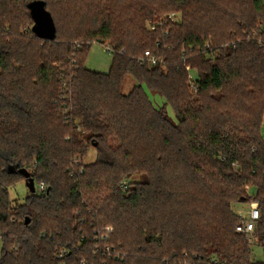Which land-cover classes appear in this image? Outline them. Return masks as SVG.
Masks as SVG:
<instances>
[{
	"label": "trees",
	"instance_id": "obj_1",
	"mask_svg": "<svg viewBox=\"0 0 264 264\" xmlns=\"http://www.w3.org/2000/svg\"><path fill=\"white\" fill-rule=\"evenodd\" d=\"M32 1L0 0V264H264V0H39L50 37L26 29ZM95 42L107 72L85 64ZM22 168L46 190L12 207ZM247 185L260 261L236 227ZM108 220L125 259L94 254Z\"/></svg>",
	"mask_w": 264,
	"mask_h": 264
},
{
	"label": "rangeland",
	"instance_id": "obj_2",
	"mask_svg": "<svg viewBox=\"0 0 264 264\" xmlns=\"http://www.w3.org/2000/svg\"><path fill=\"white\" fill-rule=\"evenodd\" d=\"M57 3L58 4H57L56 9H55L56 6L55 7L50 6V8L53 10V12H56V10H57V14L59 15V17L57 15L58 19L62 18V21H61V24H59V27H62V29L64 30V27H67V19H65L63 17L64 13H62L60 3L59 2H57ZM173 15L176 19L179 20L180 17L183 15V13L181 11H179L177 13H173ZM33 25H34V21L31 19L30 22L27 24L26 29L32 30ZM85 60H86L85 61L86 66L89 67L90 69L101 71V72H107V71H109V68L111 66L113 59H112L111 52H109L104 45H100L99 43L95 42V43H93V46L89 49ZM190 74L192 75V79H190ZM190 74H189V80H188L187 84L189 85L191 94H194V96H195L198 93V90H194V88L192 87L191 81L196 80V78L199 76V70L196 67L192 68V71L190 72ZM134 84H135V81L131 77H128L124 82V86H123L124 91L129 92L133 88ZM146 91L149 94L150 99L154 101L156 106L159 107V106H162L164 104L165 100H163L162 97H160L159 95H157L155 93L150 92V90L147 87H146ZM211 92L220 93L221 91H216V90L211 89V91H209L207 93H211ZM168 112H169V114L174 116L173 110L170 106H168ZM260 125L262 126L261 131H262V135H263V139H264V114L262 115ZM95 158H96V151L94 148H92L89 151V154H88V157L86 158V161L93 162V161H95ZM83 161H84V159H83ZM140 179H141L140 176L134 175L131 179L132 180L131 182L139 181ZM126 183L128 184L129 181H127ZM246 189H247V197H245L246 199L244 200V202L236 203L234 205V210L236 211V213H238V215H240V217L242 219H243L242 215L244 216V214L248 213L247 211H248L251 203L252 202H259V201H257V199L255 197L256 189L252 185H247ZM9 193L11 196L12 207H13L14 205H18V204L25 202V199L27 198V196L30 195L32 192L30 191L29 187L27 186V183L23 180L21 182H18L16 185H14L11 188V190L9 191ZM108 224L112 225L114 227V232H115V225H114L113 221L110 220L108 222ZM248 243H249L250 247L252 248V254H251L252 258L255 261H260V259L263 258L262 246L259 244V241L256 239L255 235L252 237L251 241H248ZM2 245H3V240H2V237L0 236V250L2 248Z\"/></svg>",
	"mask_w": 264,
	"mask_h": 264
},
{
	"label": "built area",
	"instance_id": "obj_3",
	"mask_svg": "<svg viewBox=\"0 0 264 264\" xmlns=\"http://www.w3.org/2000/svg\"><path fill=\"white\" fill-rule=\"evenodd\" d=\"M170 17L175 18L173 14L170 15ZM261 46H264V40L261 39L259 41ZM234 46L237 45L236 42L233 43ZM76 46L79 48L81 45L80 43H76ZM106 49L110 52L111 51V46H105ZM210 44H207L205 46V49H209ZM147 61L150 65H156V64H164L165 59L163 57H160L153 53L152 51H146L144 58L142 62ZM186 70L190 72L192 71V67L190 65L186 66ZM190 79H192V75L190 74ZM192 87L194 90H199V84L197 83V78L196 80L191 81ZM46 190V184L45 182H41L37 187L36 191L39 193L44 192ZM247 214L242 215L243 219L240 224H238L237 231L241 233L242 235L246 236L248 241H251L252 237L255 235V230H256V225L261 217V212H260V207H259V202H252ZM96 237H95V250L94 254L99 255L102 254L103 256H106L107 258L111 259H125V257L128 256V254L120 249L118 246H114L111 242L112 236L115 233L114 232V227L112 225H106L101 227L99 230L95 231ZM251 244V243H250ZM1 254V252H0ZM68 254V249H63L58 253V258L63 259L66 255ZM211 262L212 264H219V258L216 256L211 257ZM81 264H94L92 262H88V260H82Z\"/></svg>",
	"mask_w": 264,
	"mask_h": 264
},
{
	"label": "water",
	"instance_id": "obj_4",
	"mask_svg": "<svg viewBox=\"0 0 264 264\" xmlns=\"http://www.w3.org/2000/svg\"><path fill=\"white\" fill-rule=\"evenodd\" d=\"M31 15L34 19V26L32 31L37 33L38 36H54L55 35V21L52 18L50 12L46 11L45 4L42 1L34 0L30 3ZM14 170L16 166H13ZM27 179L26 183L29 187L30 191L35 193L36 191V184L35 179L31 176L30 171L27 168H22L19 170ZM29 217L26 219V223L29 222Z\"/></svg>",
	"mask_w": 264,
	"mask_h": 264
}]
</instances>
